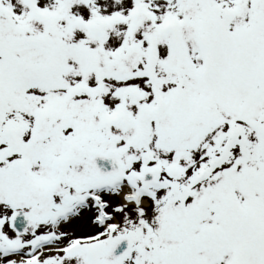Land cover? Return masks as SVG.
<instances>
[{"label":"snow or ice","instance_id":"6c2138e0","mask_svg":"<svg viewBox=\"0 0 264 264\" xmlns=\"http://www.w3.org/2000/svg\"><path fill=\"white\" fill-rule=\"evenodd\" d=\"M0 264H264V0H0Z\"/></svg>","mask_w":264,"mask_h":264}]
</instances>
